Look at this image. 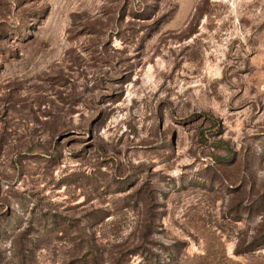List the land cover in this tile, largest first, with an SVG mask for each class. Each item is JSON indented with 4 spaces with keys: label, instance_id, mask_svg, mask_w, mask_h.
<instances>
[{
    "label": "rangeland",
    "instance_id": "1",
    "mask_svg": "<svg viewBox=\"0 0 264 264\" xmlns=\"http://www.w3.org/2000/svg\"><path fill=\"white\" fill-rule=\"evenodd\" d=\"M0 264H264V0H0Z\"/></svg>",
    "mask_w": 264,
    "mask_h": 264
}]
</instances>
